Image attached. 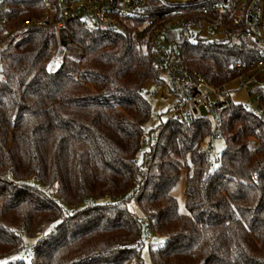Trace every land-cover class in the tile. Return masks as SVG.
<instances>
[{"label":"trees","instance_id":"trees-1","mask_svg":"<svg viewBox=\"0 0 264 264\" xmlns=\"http://www.w3.org/2000/svg\"><path fill=\"white\" fill-rule=\"evenodd\" d=\"M137 25L122 19L97 36L68 22L53 73L45 69L59 42L52 27L0 45V260L16 257L7 264H144V219L130 202L163 241L148 243L152 264H264V121L227 97L215 166L201 146L210 119L169 118L145 137L150 104L139 90L154 92L163 72L151 29ZM174 43L213 85L261 59L242 32ZM182 172L186 214L170 193Z\"/></svg>","mask_w":264,"mask_h":264},{"label":"built area","instance_id":"built-area-1","mask_svg":"<svg viewBox=\"0 0 264 264\" xmlns=\"http://www.w3.org/2000/svg\"><path fill=\"white\" fill-rule=\"evenodd\" d=\"M153 3L152 0H0V45L13 33H17V41L23 36L21 31L52 27L59 42L45 69L53 73L63 64L66 49L60 36L68 22H79L88 32L100 36L116 30L122 19L136 21V31L151 29L153 65L167 75L168 89L174 98L169 106L171 118L185 123L210 119L214 124L210 136L218 137V112L227 103V83L213 85L204 73L189 68L174 40L207 43L227 32H242L258 48L261 59L249 66L240 65L241 70L232 81L241 88H250L247 92L254 93V99L243 106L264 121V0H159L158 6ZM32 11L34 15L18 17ZM139 94L145 95L144 90H139ZM219 163V158L209 160V166ZM144 237L149 244L154 242L148 218L144 219Z\"/></svg>","mask_w":264,"mask_h":264},{"label":"rangeland","instance_id":"rangeland-1","mask_svg":"<svg viewBox=\"0 0 264 264\" xmlns=\"http://www.w3.org/2000/svg\"><path fill=\"white\" fill-rule=\"evenodd\" d=\"M226 83V95L233 104L244 105L250 103L254 99V93L249 95L247 92V90L250 88H241L237 85L235 81H232V79ZM145 95L150 104V117L142 125V129L145 137L150 134L151 138H155L157 133V127L160 124L166 122L169 118H171V110L169 106L173 102L174 98L172 93L168 89L167 75L165 73H162L160 75V81L155 84V91H150ZM201 146L208 150L209 159L211 161H214L215 159L221 156V153L225 146V141L222 137L210 136L207 140H205L204 143H202ZM184 179L185 174L184 172H182L180 177L170 190L171 195L177 202L178 211L181 214L187 213L184 205ZM129 209L132 212H135L141 219L147 218V215L142 210H140V208L137 207L135 203L130 202ZM162 242V239L155 238V242L151 246L152 250L156 249V247ZM144 243L145 244L141 250L143 262L144 264H152L150 258L149 244L147 241ZM11 260H14L13 257L6 261Z\"/></svg>","mask_w":264,"mask_h":264},{"label":"snow or ice","instance_id":"snow-or-ice-1","mask_svg":"<svg viewBox=\"0 0 264 264\" xmlns=\"http://www.w3.org/2000/svg\"><path fill=\"white\" fill-rule=\"evenodd\" d=\"M161 2H163V0H161ZM59 223H60V221L59 220H56L52 225L49 226L48 230L44 233V235H47L48 232L52 231L56 227V225H58ZM38 239H40V238L37 237L36 240H32L30 242L33 243V244H35ZM13 259H15V257H13ZM0 264H7V261L6 260H0Z\"/></svg>","mask_w":264,"mask_h":264},{"label":"water","instance_id":"water-1","mask_svg":"<svg viewBox=\"0 0 264 264\" xmlns=\"http://www.w3.org/2000/svg\"><path fill=\"white\" fill-rule=\"evenodd\" d=\"M154 89V86H152L151 88H150V90H153Z\"/></svg>","mask_w":264,"mask_h":264}]
</instances>
